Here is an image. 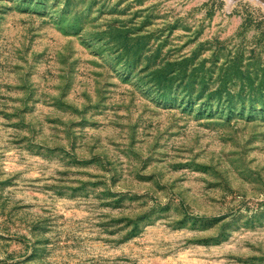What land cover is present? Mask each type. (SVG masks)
Here are the masks:
<instances>
[{
  "label": "rangeland",
  "instance_id": "obj_1",
  "mask_svg": "<svg viewBox=\"0 0 264 264\" xmlns=\"http://www.w3.org/2000/svg\"><path fill=\"white\" fill-rule=\"evenodd\" d=\"M0 264H264V6L0 0Z\"/></svg>",
  "mask_w": 264,
  "mask_h": 264
},
{
  "label": "bare ground",
  "instance_id": "obj_2",
  "mask_svg": "<svg viewBox=\"0 0 264 264\" xmlns=\"http://www.w3.org/2000/svg\"><path fill=\"white\" fill-rule=\"evenodd\" d=\"M255 1H258V3L260 2L264 6V0H255Z\"/></svg>",
  "mask_w": 264,
  "mask_h": 264
}]
</instances>
